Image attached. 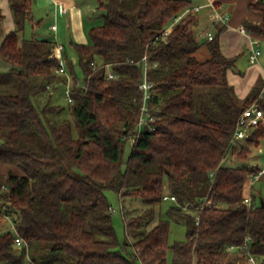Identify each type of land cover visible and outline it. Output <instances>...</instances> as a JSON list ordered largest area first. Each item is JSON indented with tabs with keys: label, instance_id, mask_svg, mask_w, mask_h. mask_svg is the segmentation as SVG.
I'll list each match as a JSON object with an SVG mask.
<instances>
[{
	"label": "trees",
	"instance_id": "obj_1",
	"mask_svg": "<svg viewBox=\"0 0 264 264\" xmlns=\"http://www.w3.org/2000/svg\"><path fill=\"white\" fill-rule=\"evenodd\" d=\"M97 1L102 23L89 28L88 43L71 41L84 76L78 86L76 66L55 39L25 36L34 0H9L15 28L0 40V164L7 166L0 219L16 230L0 231V264H167L170 247L173 264H246L245 243L264 264V207L253 194L254 207L243 202L262 167L234 163L248 159L264 123L232 141L263 81L239 98L228 78L236 56L220 44L227 25L199 40L194 0ZM248 7L261 19L244 20L245 29L264 37V0ZM203 44L209 57L199 59ZM61 59L74 82L71 117L51 102L67 80L56 72ZM146 64L150 128L139 126ZM107 189L145 204L136 211L122 204L124 243ZM167 192L176 197L168 210L186 226V240L173 245L168 219L151 226Z\"/></svg>",
	"mask_w": 264,
	"mask_h": 264
},
{
	"label": "rangeland",
	"instance_id": "obj_2",
	"mask_svg": "<svg viewBox=\"0 0 264 264\" xmlns=\"http://www.w3.org/2000/svg\"><path fill=\"white\" fill-rule=\"evenodd\" d=\"M81 8V12L83 15L82 23L75 22L72 26L68 23L65 15L58 19L59 25V41L65 46L64 52L68 55V57L73 61L76 66V71L78 75V79L80 82L78 86L83 85V72L80 66L78 65V57L77 54L71 45V41L81 40L82 43H88L90 41L88 30L91 26L99 25L103 21V14L105 12L104 9L98 7L97 0H78ZM206 0H194V4H203ZM54 7L55 0H34L32 11H33V21L28 20L26 22V27L24 34L26 37H32L34 34L39 38H54L52 36V32H50L51 23L54 22ZM2 7L0 5V12ZM211 11V10H210ZM209 13V8H203L202 12L199 14ZM231 19V12H228ZM208 16H205L204 20L201 22V26L197 28L198 39L204 41L207 36V31L210 30L214 33L215 29L212 28L213 24L210 22ZM7 24V20L0 21V40L2 39L4 33V26ZM208 26V28H207ZM205 27V28H204ZM232 27H227L222 34L223 42L225 41L226 45H234V48L237 46L238 49L236 51V61L234 67L231 69L233 71L240 72L242 74L246 73V71H250L255 73L256 70L259 69V63H251L249 61V47L247 45L246 37L239 34V36L232 37L229 33H234ZM226 36V37H225ZM260 63L264 67V38H260ZM54 40V39H53ZM224 43V45H225ZM229 50H232L231 48ZM196 56L199 59H206L209 57V49L203 44L197 50ZM259 77L257 78V80ZM241 99V97H239ZM51 102L55 104H60L62 107H65L64 115L66 117H71L70 112L68 110V101L64 95V89L62 86L57 87L54 91L53 96L51 98ZM132 140H129L126 144L124 158L128 157L130 153ZM230 159L227 158L226 161ZM234 158H231L230 161H234ZM235 164L245 165V166H260L264 165V136L259 139V143L257 145L252 146V152L247 160H236ZM253 180V183L250 182ZM247 195L253 194L256 197V202L260 203L261 200H264V175H262L259 179H253L250 177L247 183L246 189ZM166 194H169L168 192ZM106 195L111 203V215L114 228L116 230L118 239L121 243H124L126 240L125 236V225L124 219L122 217V204L126 206L127 209H131V211L145 207L143 200L140 198H125L122 202L119 198V195L116 191L112 189L106 190ZM173 203L170 199H164L160 204L156 206V215L151 223V226L156 224L160 219H168L170 221V233L168 243L169 245H173L175 242L186 240V226L183 217L178 214H174L168 210L170 204ZM3 230H13L12 223L9 219L2 218L0 219V231ZM128 240L132 241V239L128 238ZM131 249L132 247L129 246ZM25 264H32L29 260L26 261ZM167 264H173V249L169 248L167 252ZM247 264V263H246Z\"/></svg>",
	"mask_w": 264,
	"mask_h": 264
},
{
	"label": "built area",
	"instance_id": "obj_3",
	"mask_svg": "<svg viewBox=\"0 0 264 264\" xmlns=\"http://www.w3.org/2000/svg\"><path fill=\"white\" fill-rule=\"evenodd\" d=\"M207 5L210 7L211 10V19L215 22H218L220 24L228 25L230 21V16L228 11L224 10L222 6L215 3L213 0H209ZM201 9L200 5H195L193 7V10L199 11ZM56 24L52 25L53 29H56ZM240 30L243 32H247L244 26H240ZM213 32L209 31L207 33L206 38L212 39ZM249 43L251 45V54H250V60L251 62H256L259 60L260 54H261V48H260V39L258 36H251L249 37ZM58 50L60 53L64 50V45L61 43H58ZM61 66L56 70L58 74L66 76L67 80L64 83V95L68 101H73L72 92L74 89V82L72 79L71 74L68 72L64 59H61L60 61ZM148 64L144 67V76L142 78V81L139 84L140 89L143 92V104H142V116L139 121V126L142 127L143 125H147L149 128L151 126L150 121L154 120V116L150 114L151 107L149 106V101L152 98V92L154 83L148 78L147 75V68ZM108 78H114L115 74L112 71H108L107 74ZM80 82L78 79L77 85ZM264 123V80L263 85L256 96V98L245 108H243L238 115L236 125L234 128L232 141L236 142L238 140L244 139L248 137L252 129L257 127L260 124ZM214 172H211V175H213ZM264 174V165L263 167L255 173L252 177L253 179H259L261 175ZM253 183V180L250 181ZM164 199H171L176 200V197L174 195L165 194ZM243 202L249 207H254L255 203L252 200L251 195H245L243 198ZM9 218V217H8ZM11 221V219L9 218ZM13 230H16L14 223L11 221ZM16 243L21 244L24 242L23 238L20 235H17L15 237ZM243 247L247 250L246 251V257H247V264H261L260 259L255 256L251 251L248 250L247 244L245 243Z\"/></svg>",
	"mask_w": 264,
	"mask_h": 264
},
{
	"label": "crops",
	"instance_id": "obj_4",
	"mask_svg": "<svg viewBox=\"0 0 264 264\" xmlns=\"http://www.w3.org/2000/svg\"><path fill=\"white\" fill-rule=\"evenodd\" d=\"M195 1H198V0H195ZM208 1L209 0H206V2L203 4L195 3V5L201 6V9L198 11L199 26H201L200 24L204 20L205 16H208L210 22L213 24V26L211 27L212 28L214 27L215 29V26L220 23L215 22L211 19L210 7L207 5ZM213 1L217 3L218 5L222 6L224 10L231 12V19L227 27L229 26L232 27V29L234 30L233 31L234 33H229V34L232 35V37L239 36V34L246 37L247 45L250 50L248 57H249V61L251 62L250 60L251 45L249 43V37L251 36L254 37L256 35L250 32L245 33L241 31L240 26L241 25L244 26V20L246 19L254 21V22L260 21L261 14L258 11L252 10L248 7L249 3L255 0H213ZM0 5L2 7V10L0 12V14L2 15L1 20L2 21L7 20V24L4 26L3 34H5L6 32L15 28V21L13 18V12L11 10L9 0H0ZM203 8H209V13H207V15L205 14L206 12H204L203 14H199V12H202ZM64 15L67 18L68 23L71 24L72 26L74 25L75 22L82 23V21H84L78 0H55L54 16H53L54 22L51 23L50 25V28H51L50 32H52V36L54 38H50V39H55L58 43H61V42L59 41V36H58L59 35V25L57 21ZM53 24H56L57 26L56 29L52 28ZM209 31L210 30H208L207 33ZM222 34L220 36V44H221V49L223 53L227 56H235L238 47L236 46L234 48V45H226L225 41L223 42V40H221ZM260 38H264V37L260 36ZM78 42H81V40H78ZM230 48L232 50H229ZM64 49H65V46H64ZM251 63H259V65H261L259 66V69L256 70L255 73L246 71V73L242 74L240 70H238V72L231 70L232 68L228 70L229 82L234 85L238 96L241 98H244L248 94L252 86L257 81L258 77L261 78L262 81L264 80V67L260 63V59L256 62H251ZM0 170L6 171L7 166L4 164H0Z\"/></svg>",
	"mask_w": 264,
	"mask_h": 264
},
{
	"label": "water",
	"instance_id": "obj_5",
	"mask_svg": "<svg viewBox=\"0 0 264 264\" xmlns=\"http://www.w3.org/2000/svg\"><path fill=\"white\" fill-rule=\"evenodd\" d=\"M261 205L264 207V200L263 199L261 200Z\"/></svg>",
	"mask_w": 264,
	"mask_h": 264
}]
</instances>
